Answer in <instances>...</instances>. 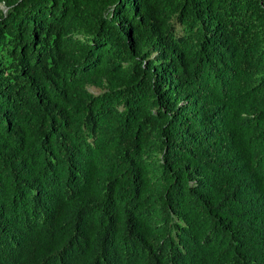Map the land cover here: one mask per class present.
Returning <instances> with one entry per match:
<instances>
[{"label": "trees", "instance_id": "16d2710c", "mask_svg": "<svg viewBox=\"0 0 264 264\" xmlns=\"http://www.w3.org/2000/svg\"><path fill=\"white\" fill-rule=\"evenodd\" d=\"M0 264H264V0H0Z\"/></svg>", "mask_w": 264, "mask_h": 264}]
</instances>
